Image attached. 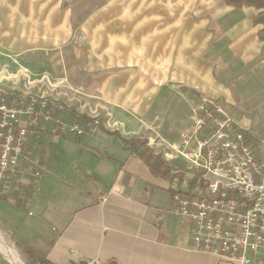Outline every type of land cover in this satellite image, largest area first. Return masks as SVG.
Segmentation results:
<instances>
[{
  "label": "crops",
  "instance_id": "1",
  "mask_svg": "<svg viewBox=\"0 0 264 264\" xmlns=\"http://www.w3.org/2000/svg\"><path fill=\"white\" fill-rule=\"evenodd\" d=\"M39 3L0 0V6ZM224 3L228 11L201 21L199 37H188L178 57L180 40L174 39L172 46L167 40L171 58L167 66L159 64V49L153 50L150 77L145 78L142 71H122L97 84L93 95L102 94L105 102L118 103L115 107L125 112L85 115L82 118L99 126L80 139L47 135L41 145L31 141L42 163L41 181L29 189L14 184L10 195L0 200V228L13 230L25 253L30 248L53 264H234L197 250L195 224L173 212L175 194L194 193L197 188L188 174L190 164L177 146L192 132L190 112L201 97L218 101L231 117L232 110L237 113L233 118L244 131L249 132L253 124L239 103L246 101L244 78L256 70L264 76V8ZM111 13L112 9L106 16ZM55 16L63 24L53 31L58 36L64 33L67 18L56 12ZM125 16L120 24L108 27L112 34L128 35L133 30L139 19ZM96 23L89 27L91 36ZM136 42L134 38L130 44ZM161 42L166 43L164 37ZM156 43L159 46V38ZM108 45L111 51L129 54L122 43ZM188 52L192 57L187 59ZM63 59L68 71L77 64L75 55H63ZM175 61L178 66L171 72ZM171 82L181 86L177 96L181 110L171 105L172 98L163 89ZM258 85L264 88V81ZM258 99L264 101V90ZM169 111L173 113L166 115ZM58 113L64 118L59 108ZM135 141H144L169 173L155 175L141 159V149L133 146ZM180 178L182 186L176 184Z\"/></svg>",
  "mask_w": 264,
  "mask_h": 264
},
{
  "label": "rangeland",
  "instance_id": "2",
  "mask_svg": "<svg viewBox=\"0 0 264 264\" xmlns=\"http://www.w3.org/2000/svg\"><path fill=\"white\" fill-rule=\"evenodd\" d=\"M32 1L41 3L0 6V87L21 97L45 96L51 99L64 112L67 122H74L72 119L78 120L85 115L118 116L125 112L115 107L118 103L105 102L102 94L93 95L97 84H102L110 74L122 71H142L145 78L150 77L153 50L157 52L159 49V64L165 63L167 66V61L170 63L171 59L167 56V40H170V46L174 39L180 40L176 48L178 57L181 45L184 41L187 42L188 37L191 40L199 37L201 21L216 17L218 13L228 9L224 0ZM255 1L264 8V0ZM111 9L112 13L106 16ZM55 12L58 17L67 18L64 33L58 36L53 31L63 24L55 16ZM126 14L139 19L133 30L128 35L112 34L108 27L120 24L119 21L124 20ZM96 21L91 36L89 27ZM8 25L11 27L8 28ZM163 37L165 44L161 42ZM134 38H137V42L131 45ZM158 38L159 46L156 43ZM112 41L127 46L129 54L125 56L120 50L111 51L108 42L110 44ZM69 46L72 48H68ZM137 53H141V59L135 57ZM190 54L187 53V59ZM63 55L65 58H71L72 55L77 58V64L71 66L70 71L64 65ZM172 66L171 72L178 66L176 61ZM224 80L231 81L227 78ZM263 81L264 76L260 70L248 74L243 80V97L246 101L238 104L245 106L246 109L243 110L253 122L249 132L245 131V134L248 135L254 152L260 150L259 142L264 141V101L258 99L260 92L264 90L258 84ZM163 87L167 90V96L172 98L171 105L176 108L181 105V100L177 97L180 84L171 82ZM234 88L238 91L236 86ZM162 106L164 105L161 101L160 112L166 109ZM178 109L181 110L182 107L179 106ZM128 111L127 109L126 112ZM170 113L173 111L166 115ZM230 113L233 117H238L233 110ZM233 117L231 118L234 120ZM29 169L32 170L31 167ZM39 170L43 175L42 168H33V172ZM41 179L31 177L30 184L25 187H35L34 184ZM183 183L181 178L176 182L178 186ZM12 225H15L14 222ZM0 234L8 245H3L0 240V264H16L15 260L18 261L17 264H30L24 249L13 238V230L0 228Z\"/></svg>",
  "mask_w": 264,
  "mask_h": 264
},
{
  "label": "built area",
  "instance_id": "3",
  "mask_svg": "<svg viewBox=\"0 0 264 264\" xmlns=\"http://www.w3.org/2000/svg\"><path fill=\"white\" fill-rule=\"evenodd\" d=\"M192 123L177 151L197 188L177 192L173 212L195 224L197 250L234 264H264V141L254 152L225 107L205 95L193 108ZM87 133L78 121H65L51 99L0 87V200L14 184L42 178L40 170L33 172L41 166L31 159V141L41 145L47 135L80 139Z\"/></svg>",
  "mask_w": 264,
  "mask_h": 264
},
{
  "label": "trees",
  "instance_id": "4",
  "mask_svg": "<svg viewBox=\"0 0 264 264\" xmlns=\"http://www.w3.org/2000/svg\"><path fill=\"white\" fill-rule=\"evenodd\" d=\"M230 6H239V5H246V6H253L258 9H261L263 5L259 4L257 1H251V0H230L229 3ZM79 123L83 126V128L87 131H90V128L95 124L93 120H88L81 118L79 119ZM247 140H248V135L246 134ZM248 143L250 145V140H248ZM34 143H30L29 149L32 151V146ZM31 146V147H30ZM133 146L135 148H140L141 153L140 157L141 159L148 165L150 170L155 174V175H165L166 173H169V169L164 165V162L157 158L154 157L153 153L151 150L148 148L147 144L144 141H135L133 142ZM37 155H33L32 158L37 159ZM40 166L42 165L40 159L38 160ZM22 187V186H20ZM26 253L30 258V264H53L50 261H48L46 258H42L39 254H35V252L26 247ZM111 264H117L115 262H111Z\"/></svg>",
  "mask_w": 264,
  "mask_h": 264
},
{
  "label": "bare ground",
  "instance_id": "5",
  "mask_svg": "<svg viewBox=\"0 0 264 264\" xmlns=\"http://www.w3.org/2000/svg\"><path fill=\"white\" fill-rule=\"evenodd\" d=\"M2 237L3 236H1V234H0V240H1V242L3 243V245H6V246H8L6 243H5V240L4 239H2ZM2 246V245H1ZM18 256V255H17ZM18 262V261H17ZM22 264V263H21Z\"/></svg>",
  "mask_w": 264,
  "mask_h": 264
}]
</instances>
